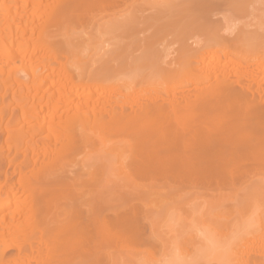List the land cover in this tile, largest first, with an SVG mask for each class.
<instances>
[{"label": "bare ground", "instance_id": "bare-ground-1", "mask_svg": "<svg viewBox=\"0 0 264 264\" xmlns=\"http://www.w3.org/2000/svg\"><path fill=\"white\" fill-rule=\"evenodd\" d=\"M161 1L164 6L174 0ZM120 2L0 0V210L15 205L7 197L25 192L31 197L30 213L36 227L24 237V247L13 253L7 249V242L17 238L18 224L25 214L15 209L10 210L7 219L2 217L6 226L0 229V242L5 243L0 249V264H113L117 260L112 255L115 249L111 251L107 244L113 242L114 246L115 241L136 246L148 243L151 248L157 244L159 249L161 240L153 241L155 235L149 233L151 241L141 229L139 220L144 217H140L134 203L142 202L141 198L136 201L132 195V203L131 197H125L129 200H123V205L107 203L102 188L108 190L106 185L116 184L112 176L122 186L150 188L157 180L182 183L193 172L205 179L219 178V182L233 175L232 171L237 174L254 170L252 174L248 171L249 176L242 174L245 178L241 177L243 181L236 187H244L245 196L261 189L263 197L256 194V199L264 198V185L256 188L257 183L264 184V36L247 37L239 31L233 37L225 36L220 33L224 24L217 20L218 24L204 26L201 17V22L177 23L178 31L170 41H164L168 48L163 46L164 56L157 59L151 53L156 43L163 41L161 36H157L159 40L150 36L138 42H113L116 47H109L110 41L103 40L105 44L100 48L84 45L83 34L95 29L102 32L101 36L131 34L133 27L124 20L127 16L134 18L131 13H125V18L120 16L124 21L114 17V12L100 15ZM121 6L126 9L130 5L122 0ZM103 17L109 19L101 24L98 20ZM196 29L201 30L203 42ZM91 34L95 37L89 33L86 38L90 39ZM89 47L96 49L91 53ZM8 141L17 146L3 150ZM260 175L263 180L254 178ZM227 185V189L234 187ZM101 186L103 193L98 197ZM239 192L233 196L246 199L241 189ZM247 199L249 202L250 197ZM141 202L138 204L143 206ZM254 203L251 209L259 205ZM202 205L205 207L203 201ZM260 207L254 211L257 213ZM225 209L220 211L228 212ZM241 217L238 225L236 217L235 222L229 221L233 222L229 233H223L222 228L229 223L225 226L227 219L223 218L224 227L218 225V236L215 229L214 235L210 228H196L191 245H177V249L172 246L175 250L168 255L172 258H164L165 262L264 264V216L257 225L255 220V226L254 219L248 222L247 217V221ZM147 223L149 227L151 223ZM36 245L39 248L34 249ZM151 248L146 250L147 256L154 252Z\"/></svg>", "mask_w": 264, "mask_h": 264}, {"label": "rangeland", "instance_id": "rangeland-1", "mask_svg": "<svg viewBox=\"0 0 264 264\" xmlns=\"http://www.w3.org/2000/svg\"><path fill=\"white\" fill-rule=\"evenodd\" d=\"M125 1V4H126V2H127V5H132L133 4V6L135 5L137 8L135 9V8H133V6H129V7H127L126 9H125V6H121V4H122V0H121V2L119 3V4H117L116 6H114L112 9H110V10H106V11H109L108 13L105 11V12H102L100 15H103V13H104V15L105 14H112L113 12V15H114V17H120V16H122V14H123V16L122 17H124V14L125 13H127V12H129V13H131L130 14V16H134V18L133 17H129L128 18V16L124 19L125 20V23L128 25V23L130 24V26L131 27H133L132 29H131V34H130V31H128L127 32V34H126V31H125V34L126 35H128V36H124V32H123V34H122V32H120L119 34H122V35H112L111 36V34H108V36L107 35H103L102 34V36H101V31H98V30H93L92 32H88V34L89 33H93L94 35H95V37L96 36H98V35H100L99 37H101V39L100 38H95L94 36H92V34H91V36L92 37H94V38H91V36H89L90 37V39H87L88 37V34H86V32L83 34V36L87 39H85L84 38V40H83V36L81 37L82 39V41L84 42L83 44L84 45H88L89 43V45H96V47L97 48H100V47H102V45H104L105 43H107V42H105V41H110V42H108V43H110V45L109 44H107L109 47L111 46V44H113V42H119V44H121V43H126L127 42V39H128V42H138V41H141L142 39L144 40V39H146V38H149L150 36L152 37H156V40H159L160 39V37L157 39V36H161V39H163V41H161V42H157L156 43V45H157V47H156V50H155V52H152L151 54H153V56L152 57H154V58H156L157 59V56L158 57H161L163 54H162V52L161 51H164L163 49H165L167 46L166 45H164L163 43H164V41H167V40H171V38L174 36L173 34H176L175 32H177L178 31V29L176 28V25L178 26V24L180 23H182L181 25H183L184 23L186 24V23H188V22H190V21H194V22H201V20H202V18H203V21L201 22L202 23V25H204V26H207V25H213V24H218L216 21L218 20V21H220V23L224 26H222L223 27V29L221 28V30H220V33L221 34H224L225 36H231V37H233V35L235 36V35H237L238 34V31H239V33H241L243 36H245V35H247V37H248V35H253L252 37H254V35H258L259 36V34H261V36L263 35L264 36V0H172L173 2L172 3H170L169 4V2L167 3V5L166 4H164V6H163V4L162 3H165L164 1L162 2L161 0H160V2L158 1V0H124ZM135 1V2H134ZM157 1V2H156ZM166 1H169V0H166ZM153 2V3H152ZM159 2V3H158ZM162 2V3H161ZM157 4V5H156ZM139 7H138V6ZM166 5V6H165ZM162 6V7H161ZM161 7V8H160ZM158 8V9H157ZM131 9H135V10H133V12L131 11L130 12V10ZM115 11H116V13H117V11H119V13H117V15H116V13H115ZM235 14V15H234ZM112 16V15H111ZM99 17V16H98ZM98 17H96V18H98ZM106 17H107V15H106ZM105 17V18H106ZM109 17V16H108ZM117 17V18H118ZM122 17H120L122 20H123V18ZM136 17V18H135ZM202 17V18H201ZM95 18V19H96ZM104 18V17H103ZM104 18V20L102 19V21H99L98 20V22L99 23H101L102 24V22L103 21H107L106 19H109V18H111V17H109V18H106L105 19ZM128 19H130V20H128ZM230 19V20H229ZM123 20V21H124ZM196 20V21H195ZM198 20V21H197ZM200 20V21H199ZM228 21L227 22V24H226V21ZM126 21H128V23L126 22ZM182 21V22H181ZM193 22V23H194ZM178 23V24H177ZM97 24V23H96ZM95 24V25H96ZM179 24V25H180ZM190 24V23H189ZM228 25L227 26V28H225V26L226 25ZM192 25H194V24H192ZM92 27V26H91ZM97 27H98V24H97ZM97 27H93V28H97ZM198 28V27H197ZM231 28V29H230ZM87 29H89L90 30V28H87ZM86 29V30H87ZM133 29H135V30H133ZM85 30V31H86ZM145 30V31H144ZM241 30V31H240ZM141 31H142V33H141ZM194 31H197V33H196V35L198 36V38L200 39L199 41H202L203 42V36H201L200 35V33H201V30H199V29H196V30H194ZM243 31V32H242ZM133 32V33H132ZM140 32V33H139ZM150 32V33H149ZM245 32V33H244ZM254 32V33H253ZM99 33V34H98ZM249 33V34H248ZM263 33V34H262ZM105 34V33H104ZM130 34V35H129ZM135 35H137V36H135ZM148 35V36H147ZM123 36V37H122ZM142 38H141V37ZM172 36V37H171ZM103 37V38H102ZM108 37V38H107ZM110 37V38H109ZM122 37V38H121ZM126 37V38H125ZM134 37V39H132ZM136 37V38H135ZM144 37V38H143ZM152 37V38H153ZM230 37V38H231ZM131 38V39H130ZM138 38H139V40H138ZM201 38H202V40H201ZM93 41H92V40ZM102 40L105 42H102ZM116 40H118V41H116ZM169 40V41H170ZM205 40V39H204ZM90 41H92V42H90ZM95 41V42H94ZM101 43H103V44H101ZM161 43V44H160ZM101 44V46H99V45ZM118 44V43H117ZM118 44V45H119ZM98 45V46H97ZM114 46H115V43L113 44ZM117 45V46H118ZM91 46V47H92ZM113 46V47H114ZM163 46H166V47H164L163 48ZM172 45H170V47H171ZM91 47H89V48H91ZM95 47V46H94ZM116 47V46H115ZM169 47V48H170ZM106 48V47H105ZM161 48H163L162 50H161ZM168 48V47H167ZM93 48H91L90 50H92ZM96 49V48H95ZM95 49H93L94 51H95ZM93 50L91 51V53H93ZM154 51V50H153ZM164 54H165V52H163ZM158 54V55H157ZM99 55V54H98ZM97 54L95 55V56H98ZM94 56V57H95ZM164 56V55H163ZM244 62L245 61H247V60H243ZM113 63V62H112ZM111 63V64H112ZM93 67V66H92ZM106 67H108V65H106ZM163 90V89H162ZM161 90V94H162V91ZM109 94H111V93H113V92H108ZM108 97V96H107ZM106 97V98H107ZM108 99V98H107ZM15 146H17V144L15 143V142H12V141H8L6 144H5V146H4V148H3V150H13V148L15 147ZM248 171H250V174H252L253 172H254V170H248ZM248 171L246 172V171H244L245 173H248ZM251 171H252V173H251ZM233 173V175H231V177H230V175H229V177L226 175V178H225V176H224V178H221L220 180H221V182H220V180H219V182L217 181V179H219V178H217L216 180H215V178L213 179L212 177L210 178V179H205V178H207L206 176L203 178V177H198V176H195V175H193L194 174V172L191 174V176L193 177H187L188 179H184V180H182L181 182L182 183H178V182H174V183H172L171 181V183L170 182H163V180H157V181H159V182H157L156 181V186L155 187H131V186H128V185H124V186H122V183L121 182H119L118 181V179L116 178V177H114V176H112L111 178L114 180V183L116 182V184H112L111 183V186L113 187V188H115V189H113L110 185H106V187H108L107 189L108 190H106V188H105V186H103V188H102V186L99 188V195L100 196H98V197H101L102 196V193L103 192H106V193H104V196L106 195V196H108V197H106L107 199H109V201H107L106 200V198L104 199V200H106L107 201V203L109 202L111 205H114V204H122L123 205V203H125V201H123V200H126V201H128L129 199H126L125 197H131L132 198V195H133V198H134V200H136V201H138L140 198L142 199V202H144V203H142L141 202V200H139L138 202H141L142 203V205L143 206H141L140 204H138V202H134L133 201V198H132V203L134 202L135 204H137L136 205V208L138 207L139 208V214H141V218H142V216L144 217V218H142V219H140L139 221H141L140 222V224H141V229H143L144 230V233H145V236H146V234H147V238H150V240L152 241V239H151V236L150 237H148V235H149V233H150V235H153L152 237H153V241H154V238H158L156 241H160V242H162V243H164V244H162L161 243V246H160V242H159V246L160 247H158L159 249H157V244H156V241H155V243L154 244H156L154 247L152 246V248L150 247L151 245H149L148 246V243H147V245L144 243V245L142 244H139V246H136V244L134 245V244H132V245H129V244H127V243H118V241H115V242H117L116 243V245H114L113 246V244H115V243H111L110 242V244L108 243L107 244V247L112 251V249H118V253L114 250L113 251V253H112V255L114 256L113 258H115V259H117L116 261H114V259H113V261H114V263L113 264H120L121 262H122V264L124 263L125 264V262H128V263H130V264H160V262H165L166 261V259H164V258H167V259H170L169 257H171L172 258V255L171 256H168V255H170V253L169 252H173L175 249L174 248H172V246H174L175 245V248L177 249V247L178 248H180L181 246H182V244L184 245L183 247H185V245H188L189 246V244L190 243H192V240L194 239V235H195V237H196V234H194V233H196L197 231V229L196 228H198V229H201V228H203V229H211L210 231H211V233L213 234L215 231H216V236H218L219 235V231L221 230V228H219L218 229V227H220V226H218V225H220V224H222V226L224 227V225L226 226L227 225V223L230 221V220H232L233 222H235V219H236V222H238L237 223V225L239 224V218L241 217V220L243 221H247L246 219L248 218V220H250V221H248V222H251L253 219V221H252V223H254L255 222V220H256V225H257V222L259 221V220H261L260 218H262L264 215V207H262V206H264V198H263V200H261V198L263 197H261V195L260 194H262L260 191H261V189L260 190H257V189H255L256 191H258V193L257 192H255L254 190V194L256 195V194H258L259 195V197H261L259 200H257L256 198H259L258 197V195H254V194H250V196L247 194V196H245L246 195V189L245 190H243L244 189V187H243V189H242V187H240V189H241V193H245V194H243L244 196H245V198L247 199V197L249 198L250 197V201L249 202H247V201H245L246 199H244V197H242L243 199H241L240 197L238 198L237 196H233V195H236V193H240L239 191H240V189H237V187L236 186H238V184H240V182L241 181H243L244 180V178L242 177V176H245V175H248L249 176V173L248 174H245V173H243V171H240V172H238L237 174H236V172L235 171H232ZM256 172V171H255ZM237 176H236V175ZM239 174H240V177H239ZM243 174V175H242ZM245 174V175H244ZM196 175H199V174H196ZM235 175V176H234ZM242 175V176H241ZM232 176H234V177H232ZM264 176V175H263ZM263 176H255L254 178H257V177H261L262 178V180H263ZM241 177L243 178V180L241 179ZM203 178V179H202ZM228 178V179H227ZM238 178H240L239 180H238ZM111 179V180H112ZM195 179V180H194ZM201 179V180H200ZM226 179V180H225ZM231 179V180H230ZM233 179H235V180H233ZM237 179V180H236ZM189 180V181H188ZM201 182H200V181ZM207 180L209 181L210 180V182H209V184H208V182H207ZM212 180H213V182H212ZM118 181V182H117ZM184 181H187V182H184ZM236 181H239V183L238 182H236ZM112 182V181H111ZM203 182H207V184H204ZM227 182H229L230 184H231V186L233 187H236V188H229V189H227L226 188V184H228L227 186H229L230 187V184L229 183H227ZM232 182V183H231ZM263 181H261V182H259V183H257L256 184V188H257V186L258 185H264L263 183H262ZM164 183H167V185L166 184H164ZM170 183V184H169ZM178 183V184H177ZM194 183V184H193ZM234 183L236 184V185H234ZM176 184V185H175ZM187 184V185H186ZM114 185V186H113ZM120 185V188L118 187ZM171 185L173 186V187H171ZM191 185V186H190ZM193 185H194V187H193ZM221 185H225V188L224 187H222ZM260 185V186H261ZM116 186V187H115ZM176 186V187H175ZM211 186V187H210ZM167 187V188H166ZM178 187V188H177ZM189 187V188H188ZM199 187V188H198ZM204 187V188H203ZM209 187V188H208ZM222 187V188H221ZM102 188V193H101V191H100V189ZM113 189V190H109V189ZM133 188H134V190H133ZM174 188V189H173ZM177 188V189H176ZM182 188V189H181ZM199 190H198V189ZM201 188H202V190H201ZM207 188V189H206ZM261 188V187H260ZM118 189V190H117ZM127 190V191H124V190ZM131 189V190H130ZM148 189V190H147ZM154 189V190H153ZM190 189V190H189ZM208 189H209V191H208ZM235 189V190H234ZM248 189V188H247ZM249 189H251L250 187H249ZM262 189H264V187L262 186ZM152 190L154 191V192H152ZM162 190V191H161ZM175 190V191H174ZM187 190V191H186ZM197 190V191H196ZM214 190V191H213ZM233 192H232V191ZM238 190V191H237ZM107 191H109L108 193H107ZM111 191V192H110ZM114 191V192H113ZM129 191V192H128ZM150 191H151V193H150ZM193 191V192H192ZM230 191H231V193H230ZM243 191V192H242ZM245 191V192H244ZM248 191H250V190H248ZM251 191H252V189H251ZM131 192H132V194H131ZM264 192V191H263ZM113 193H115V194H113ZM125 193H128L127 195L125 194ZM159 193V194H158ZM180 193H183V194H180ZM198 193V194H197ZM16 195H15V197H12V198H9V197H7V200H11L12 202H15V205H10L9 207H6L5 209H1L0 210V220H3V222L0 224L1 226H0V229L2 228V227H5L6 226V219L9 217V213H10V210H15V209H17V210H19L20 212H22V213H24L25 214V217H24V219L22 220L21 219V222L18 224V227H19V230H18V233H17V238H11V239H9L8 240V242H7V244H8V247H7V249L8 250H10V251H12L13 253L15 252V250L17 249V248H21V247H24V237L26 236V235H28L30 232H31V230H33L34 228H36L35 227V224H34V220H33V217H32V214L30 213L31 211H30V204H31V197H29L25 192H22V191H17L16 193H15ZM150 194H151V197H150ZM214 194H215V196H214ZM115 197L116 196V199L113 197V196ZM117 195H119L120 196V198L118 199V197H117ZM139 195V196H138ZM142 195V196H141ZM183 195V196H182ZM186 195V196H185ZM197 195V196H196ZM210 195V196H209ZM221 195H224V197H222ZM240 195V194H239ZM238 195V196H239ZM242 195V194H241ZM242 195V196H243ZM136 196H138V197H136ZM233 196V197H232ZM251 196H253V197H251ZM121 197H123V198H121ZM169 197V198H168ZM187 197V198H186ZM195 197H197V198H195ZM215 197V198H214ZM219 197V198H218ZM238 199H237V198ZM103 198V197H102ZM130 198V199H131ZM147 198H148V200H147ZM154 198V199H153ZM99 199H101V198H99ZM114 199V200H113ZM118 199V200H117ZM235 199H236V201H235ZM239 199H241V201H239ZM252 199H253V201H252ZM103 200V199H102ZM117 200V201H116ZM186 200V201H185ZM193 202H192V201ZM195 200H197L196 202H195ZM248 200V199H247ZM256 202H255V201ZM111 201H113V202H111ZM119 201V202H118ZM199 201H201V203L199 202ZM202 201H203V203H204V205H205V207H203V205H202ZM252 201V202H251ZM263 201V202H262ZM114 202H116V203H114ZM167 202H168V204H167ZM206 202V203H205ZM236 202V204H234ZM240 202H242V203H240ZM246 202H247V204H246ZM256 204H259L261 207V209H259V211H257V213H256V211H254V210H258V206L259 205H256ZM127 203H129V202H127ZM130 203H131V201H130ZM145 203H147L146 205H145ZM157 203V204H156ZM172 203H173V205L174 206H172ZM192 203H194V204H192ZM197 203V204H196ZM230 203V204H229ZM239 203H240V205H239ZM245 203V204H244ZM254 203V205H256V206H253L254 208L253 209H251L252 208V204ZM171 204V205H170ZM176 204V205H175ZM199 204H201V205H199ZM227 204V205H226ZM127 206H132V205H129V204H126ZM139 205V206H138ZM157 205V206H156ZM163 205H165V206H163ZM206 205H207V207H206ZM227 207H226V206ZM231 205V207H229V206ZM234 205V206H233ZM245 205H249V207H247V206H245ZM135 206V205H134ZM134 206H133V208H134ZM159 206V207H158ZM170 206V208H168ZM200 207V208H198L197 209V207ZM202 206V207H201ZM211 206V207H210ZM214 206V207H213ZM225 206V207H224ZM143 207H144V209H143ZM176 207V208H175ZM195 207V208H194ZM209 207V208H208ZM216 207V208H215ZM222 207V208H221ZM234 207V208H233ZM138 208L137 209H135V210H138ZM143 210H142V209ZM150 208V209H149ZM187 208V209H186ZM204 208V209H203ZM212 208V209H211ZM225 208H227V209H225ZM238 208V209H237ZM167 209V210H166ZM170 209H171V211H170ZM172 209H173V211H172ZM188 209H189V211H191L190 213H189V211H188ZM193 210V212H192V210ZM200 209V210H199ZM228 210V212H225V213H223L224 211H220V210ZM251 209V210H250ZM148 210V211H147ZM151 210V211H150ZM167 211V213H168V215H167V213H166V211ZM176 210H177V212H176ZM197 210H199L198 212H197ZM201 210L203 211V212H201ZM216 210V211H215ZM217 210H218V212H217ZM243 210V211H242ZM147 211V212H146ZM150 211V212H149ZM206 211V212H205ZM211 212V214L209 213L208 214V212ZM219 211L222 213V215L221 214H219ZM239 211H241V212H239ZM245 211H247V212H245ZM249 211V212H248ZM261 211V212H260ZM263 211V212H262ZM142 212H144L145 213V215L142 213ZM165 212V213H164ZM175 212V213H174ZM180 213V216H179V213ZM200 212V213H199ZM213 212V213H212ZM242 212L244 213V214H242ZM252 212V214H251V216H250V213ZM260 212V213H259ZM169 213H170V215H169ZM178 213V214H177ZM185 213V214H184ZM187 213H189L188 215H187ZM194 214V216H193V214ZM196 213V214H195ZM229 213V214H228ZM235 213V214H234ZM255 213H256V215H255ZM263 213V214H262ZM138 214V213H137ZM147 214V215H146ZM199 214H201V216H198ZM203 214V215H202ZM248 214H249V216H248ZM261 214V215H260ZM165 215V216H164ZM195 215H196V217H195ZM206 215V216H205ZM211 215H212V217H211ZM213 215H220V216H215V218H214V216ZM228 215V216H227ZM239 215H240V217H239ZM253 215V216H252ZM260 215V216H259ZM6 217V219H3L2 217ZM148 217V218H146V217ZM154 216V217H153ZM172 216V217H171ZM203 216V217H202ZM206 218H205V217ZM207 216H209V217H207ZM224 216V217H223ZM225 216H227V217H225ZM234 217L233 219L231 218V217ZM238 216V217H237ZM257 216H259L260 218H258ZM170 217V218H169ZM175 217V218H174ZM177 217V218H176ZM180 217H184V218H181L180 219ZM192 217H193V219H192ZM219 217V218H218ZM247 217V218H246ZM251 217V218H250ZM146 218V219H145ZM179 218V219H178ZM191 218V219H190ZM218 218V219H217ZM223 218H226L227 219V221H226V223H225V219H223ZM231 218V219H230ZM244 218V219H243ZM256 218V219H255ZM149 219V221H147ZM170 220V221H166V220ZM174 219V220H173ZM211 219H213V220H211ZM259 219V220H258ZM165 220V221H164ZM178 220H179V222H178ZM199 224H197L195 221ZM198 220V221H197ZM173 221H175V222H173ZM189 221V222H188ZM200 221V222H199ZM203 222V224H201L202 222ZM229 222L228 223V225L231 223V225H227L226 227H228L227 229H229V227H230V230H227L226 231V227L225 228H222V230L224 231H222L223 233H229V231L231 232V226L233 225L232 223L233 222ZM147 222H149V223H151L150 225H149V227H148V223ZM173 222V223H172ZM213 222V223H212ZM221 222V223H220ZM241 222V221H240ZM147 223V224H146ZM169 223H170V225H169ZM178 223V224H177ZM179 223H180V225H179ZM217 223H219V224H217ZM223 223H225L224 225H223ZM243 223V222H242ZM242 223H240V226L242 225ZM184 224V225H183ZM205 224V225H204ZM207 224H209V225H207ZM236 223H234V225H235ZM142 225H143V227H142ZM147 225V226H146ZM170 227H168V226ZM172 225H173V227H172ZM181 225H183V226H181ZM202 225V226H201ZM217 225V226H216ZM146 226V227H145ZM150 226H152V227H150ZM155 226H157L156 228H155ZM167 226V228H165ZM180 226V227H179ZM196 226V227H195ZM209 226V227H208ZM211 226V227H210ZM221 226V227H222ZM254 226H255V223H254ZM183 227H185V228H183ZM188 227H190V228H188ZM214 227V228H213ZM237 227V226H236ZM150 228V230H152V231H149L148 232V229ZM179 229V230H176V229ZM195 228V229H194ZM164 229H166V230H164ZM183 229V230H182ZM214 229H215V231H214ZM154 230H157V231H154ZM180 230H182V231H180ZM190 230H192L191 232H190ZM195 230V231H194ZM34 231V230H33ZM154 231V232H153ZM159 231V232H158ZM167 231V232H166ZM213 231V232H212ZM155 232H156V234H155ZM153 233V234H152ZM160 233V234H159ZM162 233L164 234V235H162ZM162 235V236H161ZM189 235V236H188ZM214 235H215V233H214ZM193 236V237H192ZM160 237V238H159ZM192 237V238H191ZM171 238V239H170ZM145 239H146V237H145ZM167 241H166V240ZM172 239H173V241H174V243L175 244H173V241H172ZM2 239L0 238V241H1ZM149 239H147V241H148ZM164 241V242H163ZM170 241V242H169ZM191 241V242H190ZM142 243V242H141ZM151 243V242H150ZM153 243V242H152ZM151 243V244H152ZM177 243V244H176ZM119 244H122V246L121 245H119ZM173 244V245H172ZM199 244V243H198ZM109 245V246H108ZM166 245V246H165ZM168 245V246H167ZM171 245V246H170ZM178 245V246H177ZM191 245V244H190ZM200 245V244H199ZM120 246V247H119ZM124 246V247H123ZM177 246V247H176ZM5 247V243H3V242H0V249H2V248H4ZM111 247V248H110ZM118 247V248H117ZM127 247H128V249H127ZM151 249H157V250H153L155 253L157 252V251H159L160 250V252H158V254L160 255V258H158L159 257V255L157 254H155L154 252V254L152 253L151 255L153 256V258H151L150 256L151 255H146V254H148V252H149V250H150V248ZM37 248H39V246L38 245H36L35 246V248L34 249H37ZM107 248V249H108ZM120 248V249H119ZM125 248V250H124V252H123V249ZM173 249V250H170V249ZM143 249V250H142ZM162 249H166V251L164 250H162ZM109 250V251H110ZM120 250H122V251H120ZM127 250V251H126ZM146 250L148 251V252H146ZM169 250V251H168ZM132 253H131V252ZM144 251V252H143ZM152 251V250H151ZM161 251H162V255H161ZM115 252V253H114ZM122 252H123V254H122ZM127 252V253H126ZM166 252H168L167 254H165ZM172 252H171V254H172ZM116 253H117V255H116ZM123 256H122V255ZM131 255V256H130ZM143 255V256H142ZM154 255H156V256H154ZM164 255H167V256H164ZM158 256V257H157ZM162 256V257H161ZM121 257V258H120ZM123 257V258H122ZM127 257V258H126ZM119 258H120V261H118L119 260ZM124 258H125V262H124ZM151 258V259H150ZM156 258V260H154ZM160 261H158V260ZM163 259V260H162ZM122 260V261H121ZM127 260V261H126ZM135 260V261H134ZM139 260H140V262H139ZM149 260V261H148ZM154 261H155V263H154ZM120 262V263H119ZM156 262H158V263H156ZM128 263H126V264H128ZM167 262H165L164 264H166ZM176 264V263H173V262H168L167 264ZM190 263V262H189ZM196 263V262H195ZM163 264V263H162ZM192 264V263H191ZM194 264V263H193ZM199 264H219L218 262H216V261H214V260H207L206 262H204V260L203 261H201V263H199Z\"/></svg>", "mask_w": 264, "mask_h": 264}]
</instances>
